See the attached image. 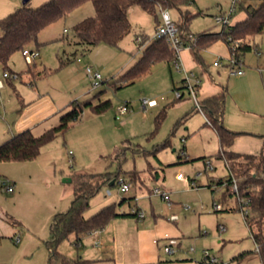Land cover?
Segmentation results:
<instances>
[{
    "label": "rangeland",
    "instance_id": "374dc122",
    "mask_svg": "<svg viewBox=\"0 0 264 264\" xmlns=\"http://www.w3.org/2000/svg\"><path fill=\"white\" fill-rule=\"evenodd\" d=\"M10 1H15L19 5L23 2ZM41 1L30 0V4L39 6L43 3H40ZM232 1L196 0L195 3L183 6L182 9L192 13L201 10V13L192 17L190 30L193 33L205 30L221 31L224 25L217 23L215 16L220 13V6L223 10H228ZM254 1L243 0V6ZM239 5L240 3L236 7V15L243 11ZM168 10L173 20H179L178 9ZM94 13V4L88 0L66 17L59 18L40 31L38 39L42 61L41 57H38L36 62L41 70L37 73V83L32 90L50 92L63 106L59 115H56V120L54 118L48 126L57 124L61 112L74 100L92 99L94 103H98L110 99L112 106L102 113H94L90 107H86L81 117L63 134L45 144L36 158L0 162V204L6 212L20 221L22 238H25L29 246L28 258L34 256L35 260L39 259L41 252L39 249L45 257L48 251L45 241L50 236L53 217L57 212L68 210L79 178L84 174L110 170L120 172V177L126 175L128 180L133 173L137 176L139 174L140 178L137 177L133 182L130 180L132 184L127 192L119 191L118 182L113 185L103 184L97 194L90 199L89 207L85 211L86 216L95 213L102 206L120 201L123 197L135 196L131 203L125 201L118 205V209L129 211L132 206L139 205L146 212L144 220H152L153 210L160 214L170 212L168 201L163 200L160 194L154 193V188L164 185L166 188L172 187L176 190L172 192V199L182 202L186 209L182 212L178 225L182 232L178 238V242L181 243L175 253H168L164 249L166 241H160L161 264H261L256 244L242 211L238 209L215 211L214 200L222 203L224 208H230L239 204L236 196H229L226 202L224 185H217L214 190L205 186L211 176L227 177L229 171L224 160L216 156L220 145L211 122L200 106L204 98L202 91L199 92V85L195 86L198 104L183 83L182 79L186 76L184 69L167 61L154 63L147 73L134 82L126 84L113 82L123 67L128 66L132 59H135L131 62L134 63L139 58L141 55L139 43L142 40L144 42L146 38L151 39L150 37L155 34L157 27L155 17L144 12L140 5L132 6L129 10L131 33L117 44L103 42L87 52L75 44L77 37L73 26ZM158 18L160 20L161 10ZM135 32L137 34L141 32L140 41H135L137 36ZM251 42L252 48L241 56L244 62L242 70L245 72L264 66V33L256 34ZM125 43L132 46V50L124 46ZM35 45L33 44L34 47ZM214 45L217 51L202 52L208 70H203L199 64L194 70L202 80L216 87L220 88V84L228 83L231 92L237 75L227 66L228 45L223 40ZM257 48L261 51V56L256 52ZM75 50L77 53L73 55ZM77 57L82 58V61H77ZM218 57L221 63L220 66H215L213 61ZM60 58L72 60L60 67ZM9 64L18 72L26 70L29 66L22 51H16L11 56ZM43 64L52 69V72L44 74ZM87 65L101 73L102 78L97 87H94V79L87 72ZM39 75L41 77H38ZM23 79L26 81L25 77ZM14 83L16 89L8 85L0 89L2 95L0 119L8 120V117L14 114L12 107L18 102V94L31 90L29 84L23 83L20 78H16ZM177 90L183 92L182 98H177ZM248 91L252 96L259 94L256 85ZM143 97L155 99L157 102L147 117L138 109L139 101ZM233 99L230 94L226 101L224 123L229 128L231 127L228 124L235 126L232 128H236L237 131H240L238 128H252L254 131L251 132H254L255 136L243 137L245 139L239 146L240 150H252L254 148L252 140L255 139L253 137L264 134V117L249 111L236 112ZM120 103H129L134 110L118 119L115 115L117 105ZM160 113L164 116L156 129V118ZM240 119L244 125H240ZM39 130L40 128L36 129V133L39 134L41 132ZM11 134V132L2 134L0 143L7 140ZM209 159L215 166L213 170L208 169ZM179 172L186 176L196 175L203 185L187 188L184 181L178 178ZM13 179L17 181L15 192L3 191L1 181ZM108 189L111 190V194L107 193ZM126 217L135 220L134 216ZM87 236L86 246L95 252H101ZM75 242V233H70L59 244L58 249L77 258L78 253L81 254V249ZM4 244V253L7 251L9 255L15 247L21 245L16 244L12 238L5 239ZM119 247L130 248L127 243L120 242ZM204 250L217 256L220 262L205 261ZM244 250L250 252L240 260L234 258ZM24 260L17 261V264H23Z\"/></svg>",
    "mask_w": 264,
    "mask_h": 264
},
{
    "label": "trees",
    "instance_id": "16d2710c",
    "mask_svg": "<svg viewBox=\"0 0 264 264\" xmlns=\"http://www.w3.org/2000/svg\"><path fill=\"white\" fill-rule=\"evenodd\" d=\"M86 1L88 0H46L39 6H32L28 0L13 12L0 18V67L10 73H17L19 77L21 73L10 67L11 56L16 51H23L25 47L31 48L33 44L39 45L38 36L44 27L59 18L66 17ZM91 1L94 4L95 13L73 26L74 34L77 37L75 44L87 52L103 42L117 44L131 32L132 23L129 18V9L133 5H140L145 11L153 15L156 25L160 23L158 13L161 9H178L180 18L176 23L182 40L185 44H190L193 56L199 63H204L203 50L218 39L225 40L231 53L240 59L246 51L252 48L251 40L254 39V36L258 33H264V0H255L246 6H243L242 0L239 7L246 11V16L242 20L224 26L221 31L205 30L198 33H193L189 27L192 17L201 13V10L192 13L187 9H182L183 6L195 3L196 0ZM141 32L137 36L141 35ZM146 39L148 40V38ZM142 44L140 42L139 47ZM76 53L77 50L73 52V55ZM71 60V58H60V67ZM175 60H177V54L170 49L165 38H151L142 48L139 58L115 77L113 82L115 84L134 82L147 73L154 63L160 61L171 63ZM34 61L28 63V69H32L36 65ZM50 72L52 69L43 71L44 74ZM182 97L183 93L177 98ZM225 100L226 88L223 87L218 93L206 97L200 102V106L211 122L219 141L220 147L216 156L224 160L229 171L227 177L215 178L211 176L205 186L214 190L217 185H224L226 187L224 196H227L225 201L227 202L229 196L235 195L239 203L235 207L220 208L215 211L242 210L246 204L249 206V211L243 217L256 244L261 264H264V151L248 153L232 149L236 137L244 132L235 131L224 123ZM111 106L112 101L110 99L98 103H94L92 99L71 101L68 108L61 112L57 124L46 128L39 134H35L30 128L14 132L7 140L0 143V162L36 158L40 154L41 148L63 134L72 123L81 117L86 107H90L94 113H102ZM163 116L164 114L160 113L156 118V129H158ZM262 137L264 138V135ZM118 176L119 172L107 170L84 174L82 178H79L68 210L57 212L50 224V236L45 241L49 250L48 264H57L58 261L71 262L58 249L59 244L70 233H75L77 241L90 231L102 229L112 218L137 216L135 211H120L118 209V205L125 201L131 203L133 196L123 197L118 202L102 206L89 216L85 215L90 199L97 194L103 184H115ZM112 180H115L113 184L111 183ZM234 180L238 186L237 191L233 187ZM1 182L8 181L2 180ZM137 209L139 210V208ZM248 252L250 251L244 250L234 258L240 260ZM74 262L76 264H91L88 259L81 257L75 259ZM160 262L162 263V260Z\"/></svg>",
    "mask_w": 264,
    "mask_h": 264
},
{
    "label": "crops",
    "instance_id": "0c3cea01",
    "mask_svg": "<svg viewBox=\"0 0 264 264\" xmlns=\"http://www.w3.org/2000/svg\"><path fill=\"white\" fill-rule=\"evenodd\" d=\"M45 1L46 0H42L40 3L45 2ZM20 5L15 1L0 0V18L5 17L9 13L13 12ZM143 11L147 12L144 9ZM219 11L221 13L226 10H223L222 6H220ZM236 11H237V8L233 13L232 24L239 20H242L246 16V13L244 10L242 11L240 15H236ZM129 18H130V15H129ZM160 22H161V18H160ZM130 33L131 32H129L128 34ZM135 34L137 33L135 32ZM135 37H136L135 41H140L142 36L138 35ZM150 38H153V36ZM148 40L145 39L144 42H142L143 40L141 41V43H143L140 47L141 51H142V48L146 45ZM221 40L223 39H218L216 42L221 41ZM223 41L226 43L225 40ZM215 43H213L211 46H209L205 50L217 51L216 50L217 48L214 45ZM125 44L123 45L132 50V46H128V43H125ZM31 48L38 49L39 50L38 57H41L42 52L40 49V42H39V45H35V47L32 45ZM228 48H229V52L227 54V59L231 54L229 45H228ZM256 52L260 56L262 55L259 48L256 49ZM76 59L79 62L82 61V58L77 57ZM217 59H220V58L218 57ZM217 59H215L214 61H216ZM36 60L34 61L36 65L33 66L32 69L27 68L26 70L19 72L21 74L17 78L22 79L23 83L29 84V87H31V90H28L21 94L18 92L19 93L18 102L13 104V107H12L14 114L12 113L8 117V120L6 118L0 119V136L4 134L5 132L14 133V132L22 131L27 128H30L35 134H38V132L36 133V129L40 128L39 131L42 132L46 128L50 127L48 126V123L54 120V118L56 120V115H59V112L63 108V106L57 102V100L50 94V92H42V90H39V89L37 91L32 90L33 86L36 85L37 83L36 81L37 73L41 70L38 68V64ZM134 60L135 59H132L128 63V66H126L125 68L123 67V69L125 70L127 67L132 65L133 63L131 62H133ZM41 61H42V57H41ZM214 61H213V64H214ZM177 62L174 61L173 63H175L176 65H179L180 68H183L185 74H187L188 72H194L196 77L200 79L201 84H199V92L202 91V98H206L213 94H216L219 91H221V89L224 87L226 88L225 106H226V101H228L229 96L231 94V96L234 98L233 103H234L236 112L245 113L246 111H249V113H253L255 115L264 117V66L263 65H262L263 69L262 68L253 69L249 72L243 71L242 74L235 73L237 77L235 78V83L233 84L231 88V92H230L228 83L220 84V88H219L213 84H210L208 81L206 82L202 80L201 76L195 72L194 67L199 64L201 65L203 70H208V65L205 62V60H204V63H199L198 61H196L190 47H185L180 51ZM220 63H221V59L218 65H215V64L214 65L220 66ZM243 63L244 62L242 60L239 67L242 68ZM227 66L232 72V69L229 63H227ZM46 69H50V68H48L47 65L43 64L42 71ZM123 69L121 70V72L123 71ZM3 71L4 70L0 67V79H2ZM23 77H25L26 81L23 79ZM38 77H41V75H39ZM15 79L16 78H11V77L4 78L3 87H1L0 89L5 88L6 85L11 86L14 89H16V84L14 83ZM185 79H186V76L182 79L183 83L185 82ZM255 85L257 89L259 90V94L256 93L255 95L252 96V93H250V91L248 90H250V88ZM25 86H28V85H25ZM1 100H2V95H0V104H1ZM121 104L123 103L118 104L117 107ZM139 105H140V101H139ZM139 105H138V109L140 110ZM156 105L150 107L146 114L143 113L144 115H146L145 117L148 116L147 114L149 113V111L152 108H154ZM133 110L134 108L131 107L130 105L129 111H133ZM224 113H225V110H224ZM239 123L240 125H244L242 124L243 122L241 119ZM228 125L231 127V129L233 130L235 129V131H237L236 128H232L235 126H232L231 124H228ZM238 129H240V131L244 133L239 134L236 137L232 145V149L236 151L248 152V153H258L259 151H264V138L262 137V135L264 134L258 135V137H253L255 139L252 140L254 142L253 143L254 148L252 150H246V151L240 150L239 146L243 143V140L246 138V136H255V134L254 132H251V131H254L252 128L244 127V128H238ZM255 131H260V130H255ZM208 161L211 162L210 159ZM211 164L213 165L212 162ZM119 176H120V172H119ZM137 177L140 178L139 174L137 176L136 173H133L132 175H130L129 180L127 179L126 175L124 178H126L129 182L130 180L133 182L137 180ZM178 178L184 181V185L187 188H189L190 186L199 187L203 185L200 182L199 178L196 177V175L193 176V175L187 174L186 176V174H184L183 172H179ZM9 182L14 185L13 192H15V189L17 187L16 186L17 181L13 179ZM159 188L162 191L168 192L170 195L171 205L169 206V204H167L168 210L170 211L169 213L160 214V213H156L153 210L152 220H144L147 215H146V212L143 210L145 212V216L142 219L138 218L137 216H134L136 222L135 220L129 217H126V216L112 218L106 224V226L103 227L102 229L93 230L96 232L90 231L87 234H85L83 237H81L80 240H77L75 242V244L79 246V249H81V252H80L81 254L78 253L77 258L81 257L83 259H88L91 264H161L160 262L161 261L160 241L165 240L166 241L165 245H166L170 237L175 238L177 240L178 238H180V236L182 235V232L178 225H179V221L181 220V214L182 212H185L186 209L181 204L182 202L180 203L178 200L172 199V192L176 191L174 190V188L172 187L166 188L164 185ZM133 197L135 198V196ZM217 203L221 204V208H224L222 203L216 200H214L213 202L214 207H215V204ZM132 207H136L142 210V208L139 205L138 206L135 205ZM172 215H177V218L172 219L171 218ZM20 224H21L20 221L16 220L14 215L10 214L9 212H6L5 209L0 204V264H7V263L17 264V261L19 262V260L21 259H25L23 264H44V263L46 264L48 263L49 250L46 251L45 257L43 255L42 250L39 249L41 251L39 259L35 260L34 256L28 258L30 256V253L28 252L29 246L25 238H22V235H21L22 226ZM85 236L91 238L92 239L91 241L94 244V246L97 247L98 250H100L101 252H95L89 247H87L85 244V241L87 242V239ZM8 238L14 239L16 244H21L15 247L12 254L10 255L7 253V251L6 253H4L5 251L3 250L5 248L4 241L5 239H8ZM98 239L101 240L102 242L101 246L95 245V241ZM119 242L122 244L127 243L130 246V248L129 249L120 248ZM180 243L181 242L179 241L177 248L180 247ZM59 251L61 252V254H63V256L70 259L71 262L63 263L61 261H58L57 264H76L74 261L77 258L71 257L66 252H63L61 250ZM217 259L218 261L214 263L220 262L218 257ZM204 260L206 261L207 259L204 257Z\"/></svg>",
    "mask_w": 264,
    "mask_h": 264
},
{
    "label": "built area",
    "instance_id": "2783aa9c",
    "mask_svg": "<svg viewBox=\"0 0 264 264\" xmlns=\"http://www.w3.org/2000/svg\"><path fill=\"white\" fill-rule=\"evenodd\" d=\"M242 0H233L232 5L230 8L226 11H223L215 16L216 22L221 23L224 26H228L232 24V19H233V13L236 10L237 4L240 3ZM158 37H163L166 39L168 42V45L171 50H173L177 54V60L180 54V51L185 48V47H190V44H185L182 40V36L180 34L178 25L175 20L171 17V14L168 9H161V22L157 25L155 34L153 35V38H158ZM27 63H32L38 56H39V50L38 49H32L30 47H25L22 51ZM241 58L239 59L236 55L230 54L228 57V63L231 66L232 72L237 73V74H242L243 70L241 67H239L241 63ZM220 62V59H217L214 61L215 65H218ZM178 63V62H177ZM179 67V65H177ZM87 72L90 77L94 79V87H97L100 85V80L102 78L101 73L99 71H94L93 67L88 65L86 67ZM17 78L18 74L17 73H10L8 70H4L2 74V79H0V88L3 87V79L4 78ZM200 79H198L195 75L194 72H188L186 74V79L184 82V85L188 87V89L191 91L192 95L194 96L195 100L199 104V101L197 100V90L195 89V86L199 85ZM182 95L181 91H176V96L180 97ZM157 102L155 99H150L147 97H143L140 99V105L139 108L140 110L146 114L147 111L149 110L150 107L156 105ZM130 110V105L128 103H123L117 107L116 110V117L118 119L122 118L128 111ZM208 164V169L213 170L214 166L211 164V162H207ZM119 183V191L120 192H127L129 191L131 187V183L124 177H118L116 180ZM234 190H238V186L236 183V180H234ZM2 190L3 191H8V192H13L14 191V185L11 184L9 181L8 182H3L2 183ZM108 194H111V190L108 189L107 191ZM154 193L160 194L164 200L168 201L169 206L171 205L170 202V195L168 192L162 191L160 188H154ZM221 204H215V209H220ZM249 206L246 204L244 208H242V213L245 216V214L249 211ZM131 211H135L137 214V217L142 219L145 216V212L141 209H137L136 207H132ZM172 219L177 218V215H172ZM96 232V231H93ZM96 246H101L102 242L101 240H96L95 241ZM178 245V240L175 238L170 237L168 239V243L165 245L164 249L168 253H175L176 248ZM191 249H194L191 247ZM204 257L209 260L210 262H217L218 259L216 256L211 255V253L208 250H204Z\"/></svg>",
    "mask_w": 264,
    "mask_h": 264
},
{
    "label": "water",
    "instance_id": "95a60500",
    "mask_svg": "<svg viewBox=\"0 0 264 264\" xmlns=\"http://www.w3.org/2000/svg\"><path fill=\"white\" fill-rule=\"evenodd\" d=\"M26 1H28V0H23V2H26ZM115 182V180H112V183H114Z\"/></svg>",
    "mask_w": 264,
    "mask_h": 264
}]
</instances>
